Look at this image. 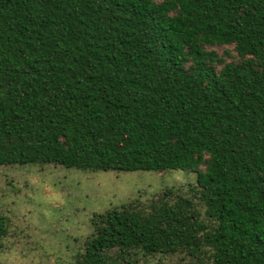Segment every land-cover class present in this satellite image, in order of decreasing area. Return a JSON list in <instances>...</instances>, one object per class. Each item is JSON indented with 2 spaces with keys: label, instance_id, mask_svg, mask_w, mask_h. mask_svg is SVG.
<instances>
[{
  "label": "trees",
  "instance_id": "1",
  "mask_svg": "<svg viewBox=\"0 0 264 264\" xmlns=\"http://www.w3.org/2000/svg\"><path fill=\"white\" fill-rule=\"evenodd\" d=\"M34 164L197 175L206 220L113 208L76 264H264V0H0V167Z\"/></svg>",
  "mask_w": 264,
  "mask_h": 264
},
{
  "label": "rangeland",
  "instance_id": "2",
  "mask_svg": "<svg viewBox=\"0 0 264 264\" xmlns=\"http://www.w3.org/2000/svg\"><path fill=\"white\" fill-rule=\"evenodd\" d=\"M228 47H218L222 55ZM234 54V53H233ZM173 190L193 201L206 220L196 173L88 172L54 164L0 167V216L5 235L0 236V264H76L94 234L93 218L113 208L158 199ZM172 200V199H171ZM118 264H197L186 254L147 255L133 250Z\"/></svg>",
  "mask_w": 264,
  "mask_h": 264
}]
</instances>
